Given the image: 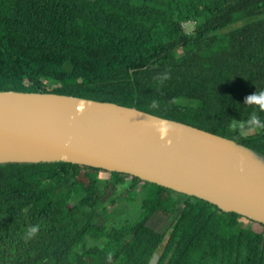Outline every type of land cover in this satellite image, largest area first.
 <instances>
[{
	"label": "trees",
	"instance_id": "trees-1",
	"mask_svg": "<svg viewBox=\"0 0 264 264\" xmlns=\"http://www.w3.org/2000/svg\"><path fill=\"white\" fill-rule=\"evenodd\" d=\"M260 89L264 0H0V90L134 106L264 156V132L228 127L254 110L264 119V109L246 103ZM182 97L191 104L180 105ZM100 169L0 163V264H148L165 246L178 255L168 264H203L210 249L215 263L264 264V230L245 227L248 217L148 180L135 222H98ZM128 177L110 171L102 185L115 193L142 181ZM175 213L165 232L150 224L154 215ZM236 245L245 248L237 260Z\"/></svg>",
	"mask_w": 264,
	"mask_h": 264
},
{
	"label": "water",
	"instance_id": "water-1",
	"mask_svg": "<svg viewBox=\"0 0 264 264\" xmlns=\"http://www.w3.org/2000/svg\"><path fill=\"white\" fill-rule=\"evenodd\" d=\"M160 120L173 125L163 137ZM46 161L137 176L264 224V156L254 149L113 101L0 90V163Z\"/></svg>",
	"mask_w": 264,
	"mask_h": 264
},
{
	"label": "rangeland",
	"instance_id": "rangeland-1",
	"mask_svg": "<svg viewBox=\"0 0 264 264\" xmlns=\"http://www.w3.org/2000/svg\"><path fill=\"white\" fill-rule=\"evenodd\" d=\"M194 29V21H192L189 25L186 26V30L187 31H191ZM181 50H178V53H180ZM178 103L180 105H189L191 104V101L185 97H182L179 99ZM251 132V131H248ZM96 174L99 176L101 182V186H102V190H103V201L100 205L101 208V214L97 215L96 220L99 222L101 220H103L104 218L109 219L112 221H116L119 220L118 218H116V216L119 217H123V216H128L129 221L130 222H134L137 218V216L139 215L140 211H138V208L135 206L134 203H131V205H126L127 202H131V201H135V203L140 206V200L145 197L146 192L141 191L143 189V181L137 182L135 185V189L134 190H129L128 186H124L122 187L119 191H116L115 193H113V188L112 187H105L104 185H102V182H104L105 179L109 178L110 173L109 172H104L102 171H96ZM128 178H131V175H129ZM127 178V180H128ZM127 189L129 191H127ZM176 196L177 197H181V198H185L184 193L181 192H176ZM79 197H74V200H78ZM74 200H72V202H75ZM127 201V202H126ZM137 209V210H136ZM104 212L108 213L109 215L104 216ZM161 215V214H159ZM159 215H154L151 218V225H153L154 227L159 228V230L165 232V230L168 228L167 226H169V224L173 221V219L175 218V216L177 215V213L171 215V216H159ZM118 222V221H117ZM115 222V223H117ZM245 227H250L253 228L255 230L258 231H263L264 230V225L256 222V221H252V220H247L244 223ZM167 238V236H166ZM91 244L90 242L87 240V242L84 244V247L87 248L89 247Z\"/></svg>",
	"mask_w": 264,
	"mask_h": 264
},
{
	"label": "clouds",
	"instance_id": "clouds-1",
	"mask_svg": "<svg viewBox=\"0 0 264 264\" xmlns=\"http://www.w3.org/2000/svg\"><path fill=\"white\" fill-rule=\"evenodd\" d=\"M247 104L258 105L260 109H264V89H260L255 94L248 95L246 98ZM157 131L160 132L161 137L165 136L170 130L173 129V125L169 122L160 120L154 125ZM230 130H238L240 135H245L246 132L256 130L258 132H264V119H262L257 111H253L245 119L241 120H231L228 123ZM171 138H169L166 143H171ZM37 232V226H31L27 231V236H32Z\"/></svg>",
	"mask_w": 264,
	"mask_h": 264
},
{
	"label": "flooded vegetation",
	"instance_id": "flooded-vegetation-1",
	"mask_svg": "<svg viewBox=\"0 0 264 264\" xmlns=\"http://www.w3.org/2000/svg\"><path fill=\"white\" fill-rule=\"evenodd\" d=\"M101 170V169H100ZM102 171V170H101ZM104 172H109L110 173V171H108V170H103ZM110 177V176H109ZM131 177H133L132 175H131ZM143 182L145 181L144 179H141ZM134 190V189H133ZM127 202V201H126ZM131 203H134L135 204V206L138 208V211H139V209L141 210V208H140V206H139V204L137 205L136 203H135V201L133 200V201H131V202H127V204L126 205H131ZM183 205L184 204H182L181 206H180V210H181V208L183 207ZM100 208H102V207H100ZM137 210V209H136ZM106 215H109L108 213H105L104 212V216H106ZM109 217L110 216H108V219H107V222L109 223V225H110V228H112L113 226H115V225H118V224H121V223H130V221H129V218L130 217H128V216H123V217H119V216H116V218H118L119 220H116V221H112L111 222V220L109 219ZM153 217V216H152ZM152 217H150V220H151V218ZM175 218H176V216H175ZM175 218L173 219V221L175 220ZM249 220H252V219H250L249 218ZM118 221V222H117ZM172 221V222H173ZM252 221H255V220H252ZM115 222H117V223H115ZM135 222V221H134ZM171 222V223H172ZM246 222V221H245ZM244 222V223H245ZM257 222V221H256ZM258 223H260V222H258ZM260 224H262V223H260ZM170 225V224H169ZM262 225H264V224H262ZM167 236V238L164 240V242H163V244H165L169 239H168V235H166ZM165 246V245H164ZM175 250V249H174ZM244 250H245V248H244V246H238V245H236L235 246V249H234V256H233V258L235 259V260H237V259H239L238 257H237V253H239V256H241V254H243L244 253ZM168 250L166 249V246H165V248H164V252L161 250V251H159V250H157V251H155L154 253H153V255H152V257L149 259V261L153 258V256L155 255V254H157L158 256H157V264H159V261H161V264H168L170 261H172L173 260V258H178V255L176 254V252H173V250H170V251H168ZM209 251H211V252H209L208 253V255H207V257H206V259H205V262L203 263V264H223L222 262H219V260L215 263L214 262V257H213V254H212V250L210 249ZM176 254V255H175ZM174 256H176V257H174ZM149 261H148V263H149ZM236 264H241L240 263V261H238Z\"/></svg>",
	"mask_w": 264,
	"mask_h": 264
}]
</instances>
